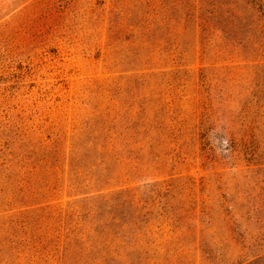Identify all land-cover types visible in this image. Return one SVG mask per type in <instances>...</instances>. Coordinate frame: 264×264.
<instances>
[{"label": "rangeland", "instance_id": "374dc122", "mask_svg": "<svg viewBox=\"0 0 264 264\" xmlns=\"http://www.w3.org/2000/svg\"><path fill=\"white\" fill-rule=\"evenodd\" d=\"M117 190L123 237L72 229ZM0 264H264V15L0 0Z\"/></svg>", "mask_w": 264, "mask_h": 264}, {"label": "trees", "instance_id": "16d2710c", "mask_svg": "<svg viewBox=\"0 0 264 264\" xmlns=\"http://www.w3.org/2000/svg\"><path fill=\"white\" fill-rule=\"evenodd\" d=\"M220 3L227 8L233 9L240 3L245 4L251 10L264 15V0H220ZM214 5H217L215 3ZM237 11V9H236ZM98 191V190H97ZM142 199L136 192L117 190L109 193H94L88 195L85 200H88V204H84L82 207L83 213H77L78 210H72L73 216L72 229L76 232L82 230H95L94 223L103 220L104 225L110 229V233L118 237H123L124 234L116 232L119 230L121 224H126V227H130V222L139 216L142 208L138 207ZM144 202V201H143ZM77 213V214H76ZM74 216L75 219H74ZM129 219V220H125ZM130 223V224H129ZM101 231V230H100Z\"/></svg>", "mask_w": 264, "mask_h": 264}]
</instances>
